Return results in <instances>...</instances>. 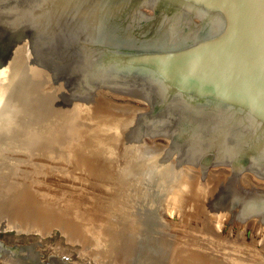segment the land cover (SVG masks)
Returning a JSON list of instances; mask_svg holds the SVG:
<instances>
[{
	"label": "water",
	"instance_id": "95a60500",
	"mask_svg": "<svg viewBox=\"0 0 264 264\" xmlns=\"http://www.w3.org/2000/svg\"><path fill=\"white\" fill-rule=\"evenodd\" d=\"M250 176L264 182V0H0L1 234L59 231L105 264L104 231L129 264L167 213L264 229Z\"/></svg>",
	"mask_w": 264,
	"mask_h": 264
},
{
	"label": "rangeland",
	"instance_id": "374dc122",
	"mask_svg": "<svg viewBox=\"0 0 264 264\" xmlns=\"http://www.w3.org/2000/svg\"><path fill=\"white\" fill-rule=\"evenodd\" d=\"M104 96L110 106L119 110H132L134 106L145 108L143 103L130 100L129 98L116 97L107 95L106 93ZM147 142L150 143L149 140ZM154 143L157 147L166 145V142L162 139H155ZM188 170L190 171L191 179H195L194 177L199 175L198 171L192 168H188ZM250 179L256 186L264 187L263 181H258L251 176ZM167 217L166 221L172 225L166 229L168 234L172 232L177 239L183 240L185 238L189 240L188 245L190 246H193L194 242L215 246L222 244L239 252L252 253L255 255V258L264 260V229L262 228L257 227L252 229L249 236H247L245 229L229 230L226 235H223L225 224L227 223L224 219L199 218L194 215L180 216L173 212L167 213ZM246 245L248 246L246 247ZM7 249L9 250L7 251ZM16 249H28L29 253L36 258L38 264H49L54 259L62 260L67 264H95L87 257H79L80 247L67 243L65 237L61 236L59 231H53L46 238L16 235L14 233H0V264H15L13 262H16L17 258L12 257L14 255L12 253ZM212 258L213 261L219 259L218 257Z\"/></svg>",
	"mask_w": 264,
	"mask_h": 264
},
{
	"label": "bare ground",
	"instance_id": "6f19581e",
	"mask_svg": "<svg viewBox=\"0 0 264 264\" xmlns=\"http://www.w3.org/2000/svg\"><path fill=\"white\" fill-rule=\"evenodd\" d=\"M243 185L248 186L249 188L255 187L251 184V182H247ZM41 214L45 219H48L52 216L51 214L43 211H41ZM165 231L167 232V234H165L164 238H159L154 242L145 240L143 244L139 246H137V242L132 243V245L134 244L133 246L135 248L137 256L136 258H134V260L131 259L132 263L130 262L129 264H264V260L255 258V255H253L252 253H246L243 251L239 252L238 250H235L230 246V248H228L222 244L215 246L192 241L195 244H193V246H190L188 245L189 240L185 238L183 240L179 238L178 240L176 238L177 240H175L174 233L170 232V234H168V231L166 229ZM102 236L104 237V239L107 238V235L104 231ZM103 237L101 238L102 244L100 243V245H98V248L103 251L102 257H105L104 259H108L109 261L107 262L106 260L105 264H120L119 261L123 260L124 256L122 255V253H118L119 251L116 249L113 252L112 249L108 246H106V249H104L105 242ZM247 246L248 245H246V247ZM8 250L9 249H7V251ZM150 251H154L156 254L150 255ZM12 254H14L12 257L17 258V260L15 259L16 262H13L15 264H36L37 262L35 261V257H33L29 253L28 249L16 251L14 250V253ZM212 257H218L219 259L213 261ZM96 260L102 261L99 258H96Z\"/></svg>",
	"mask_w": 264,
	"mask_h": 264
},
{
	"label": "flooded vegetation",
	"instance_id": "af4514ba",
	"mask_svg": "<svg viewBox=\"0 0 264 264\" xmlns=\"http://www.w3.org/2000/svg\"><path fill=\"white\" fill-rule=\"evenodd\" d=\"M35 261H36V258H35ZM36 264L38 263L36 262ZM49 264H64V262L62 260L55 259V260H52Z\"/></svg>",
	"mask_w": 264,
	"mask_h": 264
}]
</instances>
